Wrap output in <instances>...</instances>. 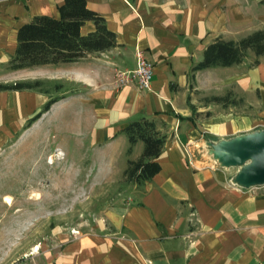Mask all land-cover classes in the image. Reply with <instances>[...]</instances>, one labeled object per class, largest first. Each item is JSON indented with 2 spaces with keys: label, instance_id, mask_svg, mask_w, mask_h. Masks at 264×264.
I'll return each instance as SVG.
<instances>
[{
  "label": "crops",
  "instance_id": "0c3cea01",
  "mask_svg": "<svg viewBox=\"0 0 264 264\" xmlns=\"http://www.w3.org/2000/svg\"><path fill=\"white\" fill-rule=\"evenodd\" d=\"M85 2L114 34L115 47L70 63L12 71L23 76L4 82L52 79L78 86L62 87L37 121L53 109L60 123L84 132L80 172L119 178L143 150L137 142L127 154L122 130L141 118L166 136L160 171L141 186L134 203L109 207L97 231L69 236L41 257L0 256V264H264V185L235 184L207 146L264 131V56L256 66L246 67L244 60L192 72L216 39L238 41L263 29L264 0ZM62 4L0 0V65L13 56L19 27L40 16L58 18ZM94 30L87 21L80 33ZM137 49L154 65L149 90L115 81L116 72L135 68ZM212 96L225 99L210 102ZM47 100L36 91H1L0 146L25 129Z\"/></svg>",
  "mask_w": 264,
  "mask_h": 264
},
{
  "label": "rangeland",
  "instance_id": "374dc122",
  "mask_svg": "<svg viewBox=\"0 0 264 264\" xmlns=\"http://www.w3.org/2000/svg\"><path fill=\"white\" fill-rule=\"evenodd\" d=\"M245 60L251 67L255 56L249 52ZM21 76L12 73L8 64L0 65V83ZM35 80L42 82L38 91H47L48 100L60 92L57 86L63 87L61 91L79 89L52 79L13 82ZM37 120L30 130L23 128L0 146V256L9 261L31 254L41 257L59 249L69 236L97 231V222L104 220L109 207L132 204L141 191L127 184L123 174L102 180L100 170L80 172L85 166L78 163L83 161L79 144L87 154L84 132L60 123L53 109ZM242 167H228L231 178Z\"/></svg>",
  "mask_w": 264,
  "mask_h": 264
},
{
  "label": "trees",
  "instance_id": "16d2710c",
  "mask_svg": "<svg viewBox=\"0 0 264 264\" xmlns=\"http://www.w3.org/2000/svg\"><path fill=\"white\" fill-rule=\"evenodd\" d=\"M85 3V0H63L58 8V18L40 16L19 27L16 48L8 62V69L17 71L70 63L86 54L104 52L115 47V36L107 29L104 19L87 9ZM87 21L93 22L95 30L81 35L80 28ZM249 52L255 56L252 66L258 65L259 57L264 56V28L253 31L238 41L216 39L206 47L202 60L192 68V72L238 65ZM41 83L40 80L0 83V92L38 91ZM61 89L62 86L56 87V91ZM38 92L47 93L43 90ZM223 99L225 97L212 96L209 101L220 102ZM57 100V97L50 98L41 111L27 122V127L47 112ZM122 132L129 142L127 154L137 142L143 143L141 155L136 160H128L123 171L127 184L141 187L160 171L157 159L163 151L166 136L157 130L154 121L146 118L129 123Z\"/></svg>",
  "mask_w": 264,
  "mask_h": 264
},
{
  "label": "water",
  "instance_id": "95a60500",
  "mask_svg": "<svg viewBox=\"0 0 264 264\" xmlns=\"http://www.w3.org/2000/svg\"><path fill=\"white\" fill-rule=\"evenodd\" d=\"M207 146L210 148V154L222 167L243 165L233 178L235 184L243 188L264 185V131L245 134L216 144L210 143ZM248 161H251V164L247 165Z\"/></svg>",
  "mask_w": 264,
  "mask_h": 264
},
{
  "label": "built area",
  "instance_id": "2783aa9c",
  "mask_svg": "<svg viewBox=\"0 0 264 264\" xmlns=\"http://www.w3.org/2000/svg\"><path fill=\"white\" fill-rule=\"evenodd\" d=\"M136 66L133 70L118 71L115 74V81L119 87L134 84L137 90H149L154 77V65L145 59L141 50L135 52Z\"/></svg>",
  "mask_w": 264,
  "mask_h": 264
},
{
  "label": "bare ground",
  "instance_id": "6f19581e",
  "mask_svg": "<svg viewBox=\"0 0 264 264\" xmlns=\"http://www.w3.org/2000/svg\"><path fill=\"white\" fill-rule=\"evenodd\" d=\"M218 154H219V155H222L221 152H220V153L218 152ZM248 164H251V161H248L247 165H248ZM35 249H36V248H35Z\"/></svg>",
  "mask_w": 264,
  "mask_h": 264
}]
</instances>
